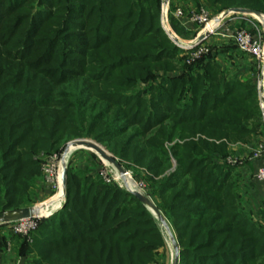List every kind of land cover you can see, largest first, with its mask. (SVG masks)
<instances>
[{
  "label": "trees",
  "instance_id": "16d2710c",
  "mask_svg": "<svg viewBox=\"0 0 264 264\" xmlns=\"http://www.w3.org/2000/svg\"><path fill=\"white\" fill-rule=\"evenodd\" d=\"M179 2L264 15V0ZM182 52L160 0H0V213L33 201L44 158L89 138L145 172L178 264H264V225L218 162L262 133L257 84L223 69L216 51L190 65ZM19 238L27 264H150L164 247L133 194L68 166L62 208L31 243Z\"/></svg>",
  "mask_w": 264,
  "mask_h": 264
},
{
  "label": "crops",
  "instance_id": "0c3cea01",
  "mask_svg": "<svg viewBox=\"0 0 264 264\" xmlns=\"http://www.w3.org/2000/svg\"><path fill=\"white\" fill-rule=\"evenodd\" d=\"M177 1L178 0H172V4L174 3L175 9L180 8L183 15L179 18L171 15L170 20L175 23L179 32L183 33V37H180L182 41H178L181 43L180 45H185L186 43L184 41L186 40L183 39L194 40L202 34V31L194 29V23L190 20V13L195 11L192 4L187 2L180 3ZM263 16L264 15H262L260 19L256 16H249L246 20L239 14H230L217 27V29L220 30L216 33L218 37L214 38L209 36L203 41V44H211L214 45V47L217 46L216 60L223 69L240 78H249L253 82L260 83L264 92V64L249 55L237 51L234 46L229 47L228 44H226L227 39H230L229 34L233 30L241 28L249 29L251 25H255L257 28L261 26L264 29ZM189 35L191 37L187 38ZM180 73V71H177L172 73L171 76H177ZM263 146L264 126L262 128V133L253 137L249 142L229 145L226 157L218 161L232 168V176L236 180L242 206L252 219L260 224L264 218V182L258 180L255 177V173L260 167L264 166V158L260 155H255V153ZM228 158L235 159L237 162L235 164H229L226 161ZM42 180V176L37 180L35 192L45 184ZM45 196V198L51 196V191H47ZM54 200L55 196L36 207L43 208L54 202ZM58 201L59 199L51 206H55ZM16 246V244H10L9 240L6 238V246L0 251V264H10L9 260L12 256L16 260L14 264H27L28 257H19L15 254L14 250Z\"/></svg>",
  "mask_w": 264,
  "mask_h": 264
},
{
  "label": "rangeland",
  "instance_id": "374dc122",
  "mask_svg": "<svg viewBox=\"0 0 264 264\" xmlns=\"http://www.w3.org/2000/svg\"><path fill=\"white\" fill-rule=\"evenodd\" d=\"M177 2H179V0ZM201 9H204L205 11L208 12V19L209 20H212L213 18H215L216 16H218L219 14L222 13V12H219L218 14L217 13L215 14L216 11L213 8H209L206 6L204 8H201ZM224 11H227V10H224ZM194 12H198V11H194ZM261 15H263V14H261ZM194 29H198L200 31V30L204 29V26H203V24L194 23ZM259 29L261 31L263 30L262 31L263 33L261 32V34L264 38V29L261 26L259 27ZM218 31H220V30H218V29L215 30V35L212 34L210 36L214 37V38L218 37V36H216V33H218ZM234 31L235 30H233L231 33H233ZM174 33L176 34V36L179 39H180V37H183L182 36L183 33L176 32L175 30H174ZM190 37H191L190 35L187 36V38H190ZM173 38H175V37L173 36ZM183 40H186V42L193 41V39H190V40L189 39H183ZM170 41L174 44V41H172V40H170ZM226 44H228L229 47H232V46L235 47L231 38L227 39ZM205 46L208 47L210 52L215 53L217 46L214 47V45H211V44L205 45ZM253 83L256 84L257 82H253ZM139 84L142 88L145 87L144 83H139ZM258 101H259V99H258ZM78 139L91 140L89 138H78ZM74 140H77V139H73V140L68 141L59 150L58 153L52 154L50 157L44 158L45 162L43 164L42 169L45 168V169H48L49 171L51 170L52 174H50V175H52L51 176L52 181H51V183H45L44 180H42L43 183H45L46 185L44 184L42 186V188H40V189L36 190V192H34L33 201L25 207L34 208L38 205H41V204L49 201L53 196H56V194H57V179H56V177H57V172L59 169L60 157H61V154H62L64 148L67 146V144H69L70 142H72ZM92 141L95 142L94 140H92ZM95 143H97V142H95ZM97 144H99L101 147H103V149L107 153L111 154L115 158V156L111 152H109V150L105 146H103L100 143H97ZM66 165L68 167H70L71 169H73L74 171H84L88 175H91L92 177L96 178L97 180H99V181H101L107 185H112V186L117 187L118 189L126 191L125 187L122 185V183H120V181L117 178V176H118L117 172L110 165L106 164L105 161L103 159H101L100 156L97 153H95L94 151H91L89 149H76L74 151H71V153L69 154V156L66 159ZM121 166H122L123 170L125 171V174L127 176H129L131 178V180L133 182H135V184L138 186L140 193L143 194L144 196L148 197L150 199V201L159 210V201L157 200V198L155 196H152L151 189L149 188V185H148L147 180L145 178V172L143 170L130 169V168L126 167L125 164L122 162H121ZM173 168H175V166H173ZM42 176H44V174H42ZM127 184H129V182ZM49 190L51 191V196H49L48 198H45L46 197L45 195L47 194V191L49 192ZM63 203H64V200L62 202V205H63ZM61 208H62V206H61ZM160 214L163 217V219L165 220V222L167 223V226L169 227V231L175 239V234L172 230L170 223L166 220V218L164 217V215L161 212H160ZM151 216L154 218L155 223H156L157 227L159 228V230L163 236L164 247L157 249L155 251L153 261L150 264H173L175 254H174V249H173L170 237L167 234L166 230L163 228V226L160 224V222L152 214H151ZM45 219H47V217L46 218L41 217V221L45 220ZM0 235L7 238L9 240L10 244H16L18 242V239H20L19 237H17V235H12L9 232L8 225H6V224H0ZM28 243H31V239ZM29 260H30V258H28L27 263L29 262ZM15 261L16 260L13 256L9 260L10 264H14Z\"/></svg>",
  "mask_w": 264,
  "mask_h": 264
},
{
  "label": "built area",
  "instance_id": "2783aa9c",
  "mask_svg": "<svg viewBox=\"0 0 264 264\" xmlns=\"http://www.w3.org/2000/svg\"><path fill=\"white\" fill-rule=\"evenodd\" d=\"M171 4H172V0H160L161 25L165 33L169 37V39L174 41V44L183 51L182 56L185 58L186 64L190 65L194 63L195 61L199 60L202 56L208 54L209 49L207 46L203 44V42L200 44H197L196 38L191 42L184 41L186 43L185 46L179 45L177 42H175L174 39L179 40V41L181 39H179L174 33V31L172 30L170 26V18H171V15L179 18L183 15V12L180 8H176L174 11H171ZM225 12H222L221 14H219L212 20H209L208 12L205 11L204 9H201L198 12H191L189 17L193 23L203 24L204 26L203 30H205L206 26L210 22H213V21L217 22V25L215 26V28L212 29V31L207 32L208 35L206 38H208L210 35L215 33V30L217 29V27L228 16V15L224 16ZM239 15H241L242 18L246 20L249 16H251V15H245V14H239ZM203 30H201L202 33H203ZM262 31L259 28H257L255 25H251L249 29L241 28V29L235 30L233 33L229 34V37L232 39L236 49L239 52L245 55H249L255 58L260 63L264 64V38L261 34ZM173 36L175 37L174 39L172 38ZM257 90H258V99H259V108L261 112V119L264 124V92H263V89L260 83H257ZM255 155H260L264 158V146L260 147L255 153ZM226 161L229 164H235L237 162L235 159H232V158H228ZM42 174H44V176H42V179L44 180V182L51 183L52 181L51 180L52 175H50L52 174L51 170L49 171L48 169L43 168ZM255 177L258 180L264 182V166L260 167L256 171ZM60 208L58 210H60ZM58 210H56L51 215L46 216V217L48 218L52 216ZM40 221H41V217L33 215V217L31 218L20 219V220L5 223V224L8 225L9 232L12 235H17L21 238L26 239V241L29 242L31 239L32 233L37 229ZM261 223L264 225V218L261 221Z\"/></svg>",
  "mask_w": 264,
  "mask_h": 264
},
{
  "label": "water",
  "instance_id": "95a60500",
  "mask_svg": "<svg viewBox=\"0 0 264 264\" xmlns=\"http://www.w3.org/2000/svg\"><path fill=\"white\" fill-rule=\"evenodd\" d=\"M229 14H245V15H255V16H262L260 13L253 11V10H248L244 8H233L229 9L224 13V16H227ZM208 33L203 32L200 36H198L196 39L197 44L202 43L205 38L207 37ZM196 44V45H197ZM195 46V45H194ZM71 147H73L72 151L76 149H89L91 151H94L97 153L101 159H103L105 162L108 164H111L115 170H117L121 175H125V171L123 168L117 163L116 159L109 153H107L103 147H101L99 144L93 142L92 140H87V139H77L69 144L64 148L60 161L62 163V172H61V183L63 186V200L65 202V197H66V173H67V165H66V159L71 153ZM173 166L176 165V162L172 160ZM127 192L133 194L135 198H137L150 212L151 214L160 222V224L163 226V228L166 230L167 234L170 237L173 249H174V262L173 264H178V259H179V251L178 247L176 244V241L173 237V235L169 231V227L167 226V223L161 216L159 210L156 208V206L150 201V199L143 194H141L138 191H133V190H126ZM33 208L32 207H25V208H20L12 211H7V212H2L0 213V224H5L13 221H17L20 219H26V218H31L33 217Z\"/></svg>",
  "mask_w": 264,
  "mask_h": 264
},
{
  "label": "bare ground",
  "instance_id": "6f19581e",
  "mask_svg": "<svg viewBox=\"0 0 264 264\" xmlns=\"http://www.w3.org/2000/svg\"><path fill=\"white\" fill-rule=\"evenodd\" d=\"M251 16H255V15H251ZM257 18H261V16H256ZM217 25V22L216 21H213V22H210L205 30H203V32H208V31H212V29L215 28V26ZM176 42L180 45L181 43L179 41L176 40ZM186 45V44H185ZM185 45H182V46H185ZM73 147H71V151L73 150L72 149ZM106 164H108L107 162H105ZM110 165L112 168L113 166L111 164H108ZM115 170V168H113ZM118 174L117 178L118 180L120 181V183H122V185L125 187L126 190H133V191H138L140 192L138 186L135 184V182H133L131 180V178L129 176H127L126 174L125 175H121L117 170H115ZM61 172H62V163L60 161L59 163V169H58V172H57V194L55 196V200L54 202L44 206L43 208H33V213L35 216H38V217H46V216H49L51 215L53 212H55L56 210H58L61 205H62V202H63V186H62V183H61ZM129 182V184H127ZM58 196V197H57ZM59 199L58 203L55 205V206H51L53 205V203L56 202V200Z\"/></svg>",
  "mask_w": 264,
  "mask_h": 264
}]
</instances>
